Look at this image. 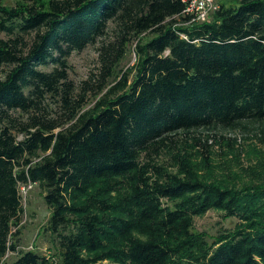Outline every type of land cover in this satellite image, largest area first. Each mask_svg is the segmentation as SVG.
<instances>
[{"label":"trees","instance_id":"trees-1","mask_svg":"<svg viewBox=\"0 0 264 264\" xmlns=\"http://www.w3.org/2000/svg\"><path fill=\"white\" fill-rule=\"evenodd\" d=\"M216 6L192 22L181 0H0V264H264V157L244 170L221 136L215 162L201 136L264 145V0ZM95 43L74 83L67 58ZM27 185L53 252L5 262ZM209 210L234 227L193 231Z\"/></svg>","mask_w":264,"mask_h":264},{"label":"rangeland","instance_id":"rangeland-1","mask_svg":"<svg viewBox=\"0 0 264 264\" xmlns=\"http://www.w3.org/2000/svg\"><path fill=\"white\" fill-rule=\"evenodd\" d=\"M9 6L14 5L15 0H3ZM238 0H213L215 5L224 4L226 6L233 5ZM140 39V38H139ZM98 43L87 46L80 52H73L67 58L68 75L74 83H79L85 79L87 75L94 71L98 65ZM134 44L129 48L128 53L124 57L121 67L124 69L129 68L135 64L136 55L133 51ZM132 73V72H131ZM207 137V143L212 146L213 153L215 154V162H222L224 153L227 148L222 144L223 137L234 138V146L237 155V159L240 162L241 167L247 169L256 162V155L261 154L264 157V145L260 144V141L251 131H245L237 129L230 132H222L213 130L207 134L203 132L201 134L202 140ZM229 159L232 155L227 156ZM165 160L168 162L165 153H161L158 160ZM233 159V158H232ZM231 159V160H232ZM229 160V164L233 166V161ZM264 162V160H263ZM234 169L237 172L246 174L244 170H240L235 166ZM220 171V170H218ZM216 175L220 179H225L223 174ZM225 172V171H223ZM21 202L23 207V214L20 221V234L17 241V251L8 252L5 257V262L12 261L19 251L33 250L45 255H50L53 252L51 244V237L48 232H45L44 227L49 217V209L43 200V191L37 185H30L21 190ZM237 219L235 217L224 218L222 212L217 210H209L202 216H196L193 218L192 230L203 233L208 239L216 238L220 233H224L231 230Z\"/></svg>","mask_w":264,"mask_h":264},{"label":"built area","instance_id":"built-area-1","mask_svg":"<svg viewBox=\"0 0 264 264\" xmlns=\"http://www.w3.org/2000/svg\"><path fill=\"white\" fill-rule=\"evenodd\" d=\"M185 8L183 10V13L190 16L189 21H203L208 16L209 13L216 9L217 6L213 3V0H181ZM25 187H30V185L27 186H21V190Z\"/></svg>","mask_w":264,"mask_h":264}]
</instances>
